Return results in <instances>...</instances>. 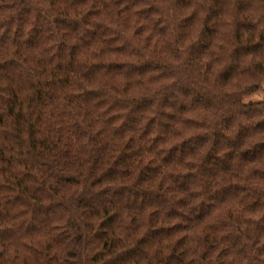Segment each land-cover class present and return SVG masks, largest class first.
<instances>
[{"label":"clouds","instance_id":"1","mask_svg":"<svg viewBox=\"0 0 264 264\" xmlns=\"http://www.w3.org/2000/svg\"><path fill=\"white\" fill-rule=\"evenodd\" d=\"M0 264H264V0H0Z\"/></svg>","mask_w":264,"mask_h":264}]
</instances>
